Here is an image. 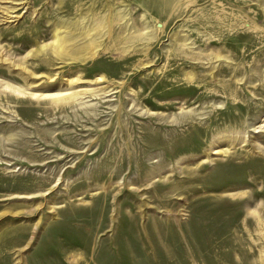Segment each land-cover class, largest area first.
<instances>
[{"label": "rangeland", "instance_id": "obj_1", "mask_svg": "<svg viewBox=\"0 0 264 264\" xmlns=\"http://www.w3.org/2000/svg\"><path fill=\"white\" fill-rule=\"evenodd\" d=\"M0 264H264V0H0Z\"/></svg>", "mask_w": 264, "mask_h": 264}, {"label": "bare ground", "instance_id": "obj_2", "mask_svg": "<svg viewBox=\"0 0 264 264\" xmlns=\"http://www.w3.org/2000/svg\"><path fill=\"white\" fill-rule=\"evenodd\" d=\"M89 24L90 22L87 25L78 26L74 22H65L62 24L64 26L63 30H59L61 27H55L53 32L54 53L61 58L71 60L80 58L82 60L91 59L96 56L98 48L93 45V36L98 34V31L96 27L90 26ZM59 32H63V34L58 35ZM130 38H132V36ZM73 53H82V55L73 56ZM144 61L146 62V60ZM144 61H142L140 64L146 66ZM55 99L56 101H68L72 100L73 98L63 95L61 97H55ZM70 258L72 260L75 259L74 256H70Z\"/></svg>", "mask_w": 264, "mask_h": 264}]
</instances>
